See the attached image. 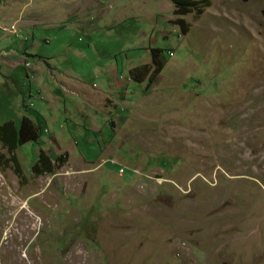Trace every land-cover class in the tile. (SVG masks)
I'll return each instance as SVG.
<instances>
[{
    "label": "rangeland",
    "instance_id": "rangeland-1",
    "mask_svg": "<svg viewBox=\"0 0 264 264\" xmlns=\"http://www.w3.org/2000/svg\"><path fill=\"white\" fill-rule=\"evenodd\" d=\"M207 1L0 0L42 13L0 21L25 58L0 59V123L41 133L0 167V264H264V0Z\"/></svg>",
    "mask_w": 264,
    "mask_h": 264
},
{
    "label": "trees",
    "instance_id": "trees-1",
    "mask_svg": "<svg viewBox=\"0 0 264 264\" xmlns=\"http://www.w3.org/2000/svg\"><path fill=\"white\" fill-rule=\"evenodd\" d=\"M175 6L174 12L182 15L191 10L201 12V7L208 4L207 0H171ZM175 23L181 27L182 33L188 31L189 25L183 21L182 18L175 19ZM150 56L152 60L153 69L150 71V65L143 64L129 69V77L136 81L141 82L146 76L148 84L154 81L155 76L163 68L165 58L162 55V49L153 47L150 49ZM41 133L38 126L32 122L27 116H22L19 125L16 126L12 120L0 123V143L5 147L8 156L0 152V167L7 166L12 162L13 170L21 175V168L19 161L14 153V150L28 141H37ZM53 164L50 157L44 150H40L36 161L32 164L31 170L35 174H43L52 171Z\"/></svg>",
    "mask_w": 264,
    "mask_h": 264
},
{
    "label": "crops",
    "instance_id": "crops-1",
    "mask_svg": "<svg viewBox=\"0 0 264 264\" xmlns=\"http://www.w3.org/2000/svg\"><path fill=\"white\" fill-rule=\"evenodd\" d=\"M16 15H19V18L16 19V20H13L14 16ZM42 13H39L38 11H35L33 8L31 7H25V8H22L20 9V11L17 13L15 11H12L11 9H8V10H3V11H0V21H3V22H8L10 21V23L12 22H16L18 23V27H19V30H28L30 29L32 26L34 25H39L40 22H42L40 19L36 18L37 16H41ZM45 15V14H44ZM35 16V18H34ZM3 17V18H2ZM45 19V18H44ZM43 20V19H42ZM44 21V20H43ZM4 55H5V58H0L2 62H4L5 64H11L12 65H15L17 63H21V62H24L25 58H20V57H17L18 56V52L15 51V50H12L10 49H7L3 52ZM27 54V53H25ZM40 58H43V57H40ZM55 67H52L50 72L52 73L53 70H54ZM59 71V70H58ZM53 74V73H52ZM60 74V73H59ZM73 78L77 79V77L75 75H72L71 73H69ZM61 75V74H60ZM66 88V87H65ZM71 91V90H70ZM53 98V96H52ZM114 108V107H113ZM116 109V108H115ZM105 111H109L108 109H105ZM39 114V113H38ZM22 116H26V115H22ZM21 116V117H22ZM39 116V115H38ZM32 122L36 123L34 121V118L30 117V116H27ZM8 120H11V119H8ZM7 121V120H6ZM14 123L15 121L12 120ZM16 125V124H15ZM18 126V125H16Z\"/></svg>",
    "mask_w": 264,
    "mask_h": 264
},
{
    "label": "built area",
    "instance_id": "built-area-1",
    "mask_svg": "<svg viewBox=\"0 0 264 264\" xmlns=\"http://www.w3.org/2000/svg\"><path fill=\"white\" fill-rule=\"evenodd\" d=\"M122 171V169H120V172Z\"/></svg>",
    "mask_w": 264,
    "mask_h": 264
}]
</instances>
